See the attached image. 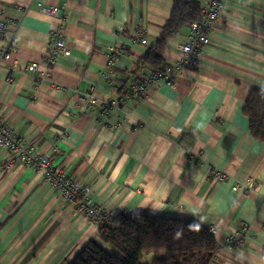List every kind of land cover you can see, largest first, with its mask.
I'll use <instances>...</instances> for the list:
<instances>
[{
    "label": "crops",
    "instance_id": "crops-1",
    "mask_svg": "<svg viewBox=\"0 0 264 264\" xmlns=\"http://www.w3.org/2000/svg\"><path fill=\"white\" fill-rule=\"evenodd\" d=\"M37 3L58 6L60 15L48 16ZM224 5L200 66L173 85H152L148 98L130 101V115L115 126L120 114L107 121L99 106L80 115L81 95L93 89L117 99L153 71L137 64L161 35L173 0H0V21L8 29L15 23L9 33L16 43L0 63V116L26 143L51 153L114 216L195 220L215 228L220 247L211 264H264V143L252 136L243 110L251 90L264 89V0ZM54 29L63 32L70 53L52 68V80H44ZM187 33L188 26L168 41L166 64L176 62ZM8 43L0 36V49ZM8 158L0 146V264H71L97 239L98 226L40 172ZM212 168L228 179L216 180ZM249 176L256 191L232 189ZM243 223H249L245 245H224Z\"/></svg>",
    "mask_w": 264,
    "mask_h": 264
},
{
    "label": "built area",
    "instance_id": "built-area-1",
    "mask_svg": "<svg viewBox=\"0 0 264 264\" xmlns=\"http://www.w3.org/2000/svg\"><path fill=\"white\" fill-rule=\"evenodd\" d=\"M195 1L200 7L201 17L199 20H194L188 25V33L179 46V57L174 64H166L162 69L153 70L141 75L129 87L125 88L117 99L100 98L95 94L93 89L82 93L79 109L80 115L86 114L93 107L99 106L102 119H106L107 121H110L109 116L112 113L120 114L119 117H114V121L111 122V125L117 126L122 118L130 115L126 108L129 102L132 100H146L152 85L159 83L173 85L176 78L181 76L185 70L198 68L200 66V56L211 42L213 32L218 25L221 13L225 7V0ZM37 5L48 16L58 17L60 15L58 6H44L41 3H37ZM6 24L1 19L0 36H7L9 43L7 47L0 49V63L8 59L12 53L10 49L14 50L16 47L13 35L11 32L9 33V30L15 27V23H8L10 24V29L7 28ZM141 42L146 44L147 40L141 38ZM69 53V46L65 41L63 32L60 29L52 30L45 55L47 70L42 74L41 78L52 80V68L61 56L68 55ZM115 61L116 57L112 59L111 64L114 65ZM28 67L33 73L37 72V63L32 62ZM8 81H12V78H9ZM0 146L8 153V160L10 162H19L40 172L49 188L55 190L64 201L74 203L75 210L84 215L90 222L95 223L98 227L111 224L114 215L95 205L90 196L87 195V190L83 184L70 177L63 166L55 162L51 153L42 152L35 146L26 143L1 116ZM210 173L218 181L224 182L228 179L225 171L212 168ZM256 188L257 182L252 176L242 181H236L232 187L234 191H239L246 195L256 191ZM248 228L249 223H243L242 228L238 232L230 234L225 239L224 245L234 248L243 247ZM210 230L214 232L215 228H210Z\"/></svg>",
    "mask_w": 264,
    "mask_h": 264
},
{
    "label": "trees",
    "instance_id": "trees-1",
    "mask_svg": "<svg viewBox=\"0 0 264 264\" xmlns=\"http://www.w3.org/2000/svg\"><path fill=\"white\" fill-rule=\"evenodd\" d=\"M201 17L195 0H173V10L158 40L137 65L153 70L165 65L163 50L192 21ZM252 136L264 143V89L253 88L244 105ZM219 243L210 228L197 221L147 213H119L110 225L99 226L71 264H140L145 252H154L150 264H211Z\"/></svg>",
    "mask_w": 264,
    "mask_h": 264
},
{
    "label": "rangeland",
    "instance_id": "rangeland-1",
    "mask_svg": "<svg viewBox=\"0 0 264 264\" xmlns=\"http://www.w3.org/2000/svg\"><path fill=\"white\" fill-rule=\"evenodd\" d=\"M99 228V227H98ZM155 253L154 252H145L142 256V259L140 261V264H150L152 258L154 257Z\"/></svg>",
    "mask_w": 264,
    "mask_h": 264
}]
</instances>
